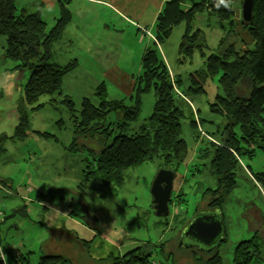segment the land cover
Here are the masks:
<instances>
[{"label": "rangeland", "instance_id": "374dc122", "mask_svg": "<svg viewBox=\"0 0 264 264\" xmlns=\"http://www.w3.org/2000/svg\"><path fill=\"white\" fill-rule=\"evenodd\" d=\"M164 1L64 0L71 11V20L54 46L55 61L67 65L76 60L77 67L63 78L61 92L41 96L35 104L29 105L22 89L29 72L24 71L18 73L13 95L0 94V211L7 213L4 225L11 228L8 232L10 244L19 243V249L27 245L25 251L35 252L28 258V264H37L41 260L40 257L45 255L44 247L57 253L60 246V235L55 233L48 239L45 227L37 223V215L47 217L42 206L34 204L37 212L31 213L29 218L24 216L25 220L13 211L23 203L29 205L28 199L37 200L38 192L48 195L43 201L61 208L70 207L81 218L89 213L104 235L113 229L121 236L125 235L124 239L128 237L130 242L145 247L152 264H170V260L165 261L161 244L166 248L165 256L171 252V264H206L214 251L222 264H237L235 249L240 242L248 240L257 247L258 253H254L252 261L247 264H264V230L252 220L257 214L255 208L264 213V192L245 169L249 164L253 173L262 172L264 155L261 150L256 149L250 161L242 159L244 166L239 163L236 169L235 187L228 198L219 203L225 230L219 247L207 253L197 247H187L188 242L183 239L184 229L191 220L212 210L207 204L213 196L206 192L216 187L217 179L210 169L214 146L208 142L215 146L221 143L228 136L231 124L225 117L210 111L211 104L215 103L216 96L222 95V90L219 75L210 76L203 72L205 62L207 56L220 52L225 46L220 42L224 33L214 19L206 20V13L198 14L193 22L201 37L191 53L181 50L184 23L176 26L159 46L170 74L180 79L182 91L188 90L185 101L179 96L185 112L181 123L184 147L181 157L169 166L175 174L172 186V200L175 202L171 200L169 203V215L158 218L153 210L150 187L158 171L163 169L159 159L125 170L120 186L107 187L101 178L85 180L83 177V169L101 149L99 141L109 143L113 138L97 133L100 129L92 135L83 134V130L77 132L84 98L96 104L94 92L104 83L107 99L123 100L127 106L138 100L140 115L131 124V131L153 111L155 90L153 86L144 90L139 76L143 72L144 51L154 47V23ZM241 3L242 0H231L235 13L232 42L238 51L253 47L252 38L241 23ZM16 5L18 11L39 13L48 29L59 16V0H16ZM5 47L6 39L0 36V73L6 69L12 71L15 64L4 59ZM189 87H198V91L192 93ZM245 88V84L240 85L238 92L243 94ZM180 89H177L178 93H181ZM65 98H69L72 104ZM191 112L199 121L195 127L190 124ZM117 118L112 112L106 121L114 125ZM233 132L238 133L237 126H233ZM205 150L207 152L202 156ZM182 192L186 194L175 199ZM16 225H20L19 230ZM77 234L80 237V231L77 230ZM4 237L1 230L2 248L9 243V238L4 242ZM41 239L46 240L43 246ZM134 245L124 247V256ZM71 247L76 249L73 244ZM81 258L75 256L66 261L51 257L46 258L45 264H76Z\"/></svg>", "mask_w": 264, "mask_h": 264}, {"label": "trees", "instance_id": "16d2710c", "mask_svg": "<svg viewBox=\"0 0 264 264\" xmlns=\"http://www.w3.org/2000/svg\"><path fill=\"white\" fill-rule=\"evenodd\" d=\"M66 4L64 0H59V16L48 29L39 13H27L24 9L18 11L16 0H0V36L6 39L4 59L15 63L11 67L12 71L19 74L29 72L28 79L22 87L29 105L35 104L41 96L60 93L63 78L77 67L76 60L67 65L55 61L54 46L61 39L65 27L71 20V11ZM201 13H206L207 21L214 19L224 33L220 42L225 47L220 52L207 56L206 70L203 71L210 76L219 75L218 82L222 90V95L216 96L215 103L210 106L211 113L225 117L231 123L228 127L230 132L221 143L215 146L208 142L214 146L211 150L210 169L217 179V184L214 189H208L206 192L213 196L207 206L212 207V210H218L223 220L219 203L224 202L235 187L239 163L244 164L242 159L250 161L256 149L261 150L264 155V0H253L251 22L243 23L241 20L252 38L253 47L242 48L239 51L232 42L235 13L231 7V0H225V4H219V0H165L154 23L155 33L152 37L154 47L144 51L141 60L143 72L139 76V83L144 85V90L147 91L151 86L155 90L156 99L151 115L131 131V124L137 121L140 115L138 100L131 106L125 105L123 100H109L105 84L101 83L94 92L97 103H92L89 98H84L81 103V121L77 132L81 133L83 130V134L92 135L100 129L97 133L105 137L113 136L109 143L99 141L101 149L82 171L85 180L98 177L107 187L120 186L125 170L153 159L161 160L162 168L174 172L169 166L183 154L181 123L185 112L181 99L184 100L188 90L182 91L180 79L170 74L159 46L169 38L176 26L184 23L181 50L191 53L201 37V32L193 27L196 16ZM242 84L246 85L243 94L238 92ZM177 89H180L181 93H178ZM189 90L194 93L198 91V87H189ZM65 101L72 104L69 98H65ZM70 108L73 109L71 106ZM112 112L118 116L114 125L106 121ZM189 118L192 127L199 125L192 112ZM82 126L85 128L82 129ZM233 126L238 127V133L233 132ZM245 169L251 180L264 192V169L262 172L253 173L249 164ZM179 197L176 196L175 199ZM256 210L259 211L258 208ZM15 212L23 217L27 216L24 206ZM256 219L258 218H252L253 222L264 230V213L258 220ZM50 235L54 236L52 232ZM223 235L225 236V230ZM163 245H160V249L165 261L170 260L171 264L172 254L169 252L165 256L166 248ZM80 246L85 251L88 249V244L83 241L80 242ZM251 247L253 243L250 240L240 242L235 249L234 261L237 264L252 261L258 249L255 246L251 251ZM143 249L138 247L127 256L93 263L152 264L150 253ZM51 257L60 258L42 256L40 264L47 263L46 258ZM0 264H4L1 258ZM23 264H28V260L25 259ZM206 264H222V261L214 251Z\"/></svg>", "mask_w": 264, "mask_h": 264}, {"label": "crops", "instance_id": "0c3cea01", "mask_svg": "<svg viewBox=\"0 0 264 264\" xmlns=\"http://www.w3.org/2000/svg\"><path fill=\"white\" fill-rule=\"evenodd\" d=\"M109 1H112V0H109ZM17 77H18L17 71H10L6 69L0 73V94L1 95L9 96V95L14 94L15 89L17 87L16 82H15ZM185 194H186L185 192H182L178 195L181 196ZM13 196L16 197L15 194H13ZM44 196H48V195L38 192L37 197H36L37 200L28 199L29 202L31 203L27 206L24 205L25 203H23L22 206L25 207L27 218H29V215L31 213L37 212V209L34 206V204H36L37 206H42V210L45 211L44 215L47 217L44 216L45 218H43L41 215H37L38 225L45 227L48 239L51 236L49 235V233L51 232L53 235L55 233L60 235L59 252L51 253L49 247L47 248L44 247L43 251L45 252L46 256L47 255L60 256V258L65 259L66 261L71 260L72 257L78 256L82 258L80 261H77L76 264H95L93 263V261L106 260L108 258H117V257L124 256L125 254L124 247L132 246L135 244L130 250V252L135 251L138 247H142L140 245H136L135 242H132V241L130 242L128 237L124 239L125 235L121 236V234L114 231L113 229L107 230L108 235H104L103 233H101V231L99 230V227L95 223L94 217L90 215L89 213L88 214L92 216L94 220L96 229H93L92 227L87 226L84 223V220L86 219V217L83 216L81 218V215H78L74 211V209L72 210L70 207H64V206H63L64 208H61V207H58L57 205L43 201L42 198H44ZM172 202H175V201L172 200ZM22 206H18L13 211L15 212L19 207H22ZM17 214L20 215V213L18 212ZM262 214L263 213L261 211H257V214L255 215V217L258 218ZM6 217H7V213L5 211H0V231L2 230L3 235L5 236L4 242H5V239L9 238V243H6L5 248H2V245L0 242V250H2L3 252V255H0V258H2L4 264H23V262H25V259L28 260V258H30L31 256V253L35 254V252L30 249H28V251H25L27 248L26 247L27 245H24L22 249H19L18 247L19 243L14 242L13 244H10V236H8L9 234L8 232H10L11 228H7L4 225L7 220L5 219ZM44 222H46L48 225H45ZM16 226L18 227V229L17 227H15L16 230H19L20 225L19 226L16 225ZM77 230L80 231V234H81L80 237L77 234ZM41 240H42L41 245L43 246L46 240L45 239H41ZM82 241L87 244L89 242L88 249L86 251L83 250L82 247L80 246V242ZM125 242H129V243L127 245H124L123 243ZM71 244L76 246V249L75 248L72 249ZM29 248H32V247H29ZM143 248H144V251L148 253V249H145V247ZM65 253H67L66 254L67 257L64 255ZM37 264H40L39 260Z\"/></svg>", "mask_w": 264, "mask_h": 264}, {"label": "water", "instance_id": "95a60500", "mask_svg": "<svg viewBox=\"0 0 264 264\" xmlns=\"http://www.w3.org/2000/svg\"><path fill=\"white\" fill-rule=\"evenodd\" d=\"M253 0H242L241 19L243 23L252 20ZM120 75V74H119ZM175 174L171 169L163 168L156 174L151 187L154 215L166 218L169 215V203L172 199V186ZM84 223L96 229L93 218L86 214ZM224 223L218 210L198 214L184 229V241L187 247H197L200 251L213 252L224 238Z\"/></svg>", "mask_w": 264, "mask_h": 264}, {"label": "clouds", "instance_id": "9594fccd", "mask_svg": "<svg viewBox=\"0 0 264 264\" xmlns=\"http://www.w3.org/2000/svg\"><path fill=\"white\" fill-rule=\"evenodd\" d=\"M219 4H225V0H219ZM227 6V5H226ZM0 255H3L2 250H0Z\"/></svg>", "mask_w": 264, "mask_h": 264}]
</instances>
